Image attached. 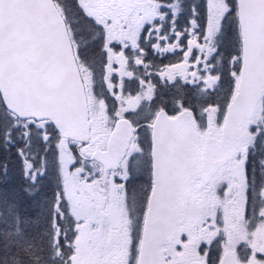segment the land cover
<instances>
[{"label":"snow or ice","instance_id":"obj_1","mask_svg":"<svg viewBox=\"0 0 264 264\" xmlns=\"http://www.w3.org/2000/svg\"><path fill=\"white\" fill-rule=\"evenodd\" d=\"M0 264H264V0H0Z\"/></svg>","mask_w":264,"mask_h":264}]
</instances>
